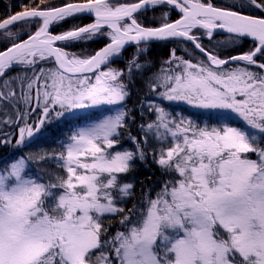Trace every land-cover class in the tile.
<instances>
[{"label": "snow or ice", "instance_id": "obj_1", "mask_svg": "<svg viewBox=\"0 0 264 264\" xmlns=\"http://www.w3.org/2000/svg\"><path fill=\"white\" fill-rule=\"evenodd\" d=\"M249 2L264 10V0ZM46 4L33 0L0 19V124L15 133L0 137V145L22 149L78 112L122 105L130 92L121 77L144 65L138 56L126 70L112 62L126 45H137L139 54L147 51L142 43L154 40L190 41L205 59L193 62L173 51L151 91L221 122L177 118L150 104L155 118L139 126L140 138L128 129L135 118L122 109L80 127L59 151L0 159V264H264V16L211 0ZM155 8L163 9L160 26H144L136 14ZM170 11L181 18L170 21ZM84 16L93 22L50 30ZM194 29L209 40L216 30L231 42L250 38L253 47L221 58L202 46ZM100 36L109 42L91 55L66 50ZM233 118L240 123L224 122ZM122 135L134 150L117 149ZM149 158L164 178L125 213L134 184L122 177L133 161ZM34 161L42 171L33 172ZM114 217L119 227L110 234Z\"/></svg>", "mask_w": 264, "mask_h": 264}, {"label": "trees", "instance_id": "obj_2", "mask_svg": "<svg viewBox=\"0 0 264 264\" xmlns=\"http://www.w3.org/2000/svg\"><path fill=\"white\" fill-rule=\"evenodd\" d=\"M226 1L230 4L228 5L226 2L224 4L223 0H211L216 7L237 10L241 11L243 14L254 15L257 17L264 16V10L256 8L254 5L250 4L249 0ZM69 2H74V0H47V4L42 7L52 5L61 6ZM131 2H135V0H131ZM26 5L32 6L33 0H0V19L22 11ZM162 11L163 9L161 8H155L149 10V12L145 11L143 14H138V17L144 26L158 27L161 23ZM168 19L174 22L179 19V14L175 11H170ZM91 22V18L86 16L83 18L73 17L61 22L58 25H53L51 31L54 34L61 33L73 28L74 26H84ZM195 34L200 37V43L202 46L209 51L218 54L221 58H228L247 53L253 47L252 40H243V38H241L236 42H231L229 35H215L211 40H207L203 37L201 31H195ZM24 38H26V36ZM108 42L109 39L107 36H100L92 41L70 44L67 46L66 50L69 53L86 56L99 51ZM3 47L4 46L0 44V50H3ZM141 47H146L147 51L138 54L137 46L128 47L123 50L120 57L114 59L111 65L113 68L126 70L129 62L137 56L138 62L144 65L143 69L140 71H133L131 77H128L127 73H125L124 77H121L122 80L128 84V91L130 92L123 109L128 111L129 115L135 118L134 121H128V129L131 134L137 138H140L142 135L139 126L150 122V118H152L151 115L148 117L145 116V114H143L144 108L141 107V105L145 106L146 101L150 100V98L155 95L151 91L149 83H156L155 76L161 72V69H167L169 67L166 62L173 60V51H175L176 57H182L183 59L192 60L193 62L205 59L204 55L199 53L190 42L182 39H171L161 43L158 42L149 45H141ZM242 63L243 62H234L231 67H235L236 65ZM16 74L17 70H13L12 75ZM157 91H161V89H158ZM165 107L173 114L174 117L177 118L184 116L190 119H196L197 122H211L214 125L221 122L216 116L209 118L208 114L196 112L184 106ZM103 115V113L94 112L88 117H82L86 119L81 118L82 120L75 122V126L86 125L91 123L93 120H100L103 118ZM4 118L5 117H0V119ZM224 122L232 123L234 125L240 123L234 118L230 121ZM1 129L2 124H0V132L2 131ZM119 145L121 147H126V149L134 150L132 141L127 135L121 136ZM163 178L164 177H162L161 171L151 158L147 159L145 162L135 160L134 168L122 177L124 182H131L134 184L133 195L123 204L125 213H127L128 209H131L133 205L140 200L144 192L148 189L158 187ZM118 227L119 217L112 218L109 233H115Z\"/></svg>", "mask_w": 264, "mask_h": 264}, {"label": "rangeland", "instance_id": "obj_3", "mask_svg": "<svg viewBox=\"0 0 264 264\" xmlns=\"http://www.w3.org/2000/svg\"><path fill=\"white\" fill-rule=\"evenodd\" d=\"M118 2L119 3H127V2H131V0H126V1L125 0H118ZM225 2H226V4L228 3L226 0H223L224 4H225ZM229 4L230 3H228V5ZM231 6H232V4H231ZM149 10H152V9H149ZM149 10H147V11L149 12ZM175 12L178 13L177 11H175ZM138 14L140 15V13H138ZM138 14H137V16H138ZM180 18H181V16L179 14V19ZM91 20L93 22L92 18H91ZM1 31H3V30H1ZM193 31L195 32V31H198V30L194 29ZM199 31H201V30H199ZM201 34L203 35L204 38L209 40L204 35V30L201 31ZM135 46H137V45H135ZM130 47H132V46H130ZM126 48H128V47H126ZM225 67H228V66H225ZM125 102H126V100L123 102L122 105L100 106V107H96V108L85 110L83 112H78L75 117H70L67 121L61 120V121H59L57 123H54V124L50 125L48 130L45 131L42 136H38L34 141H32L30 144H27L22 149H17L15 147L11 146V145H9V146L0 145V159H7V158L11 157L13 154H16L18 152H22L24 155H30V154H35L38 151H42V152L59 151L60 144L62 142H65L67 140L68 136L73 134L80 127H86V126H88V125H90L92 123L99 122V120H93L89 124L80 125V126H75L76 125L75 122H78L79 120H82V119H86V118H82V117H88V116L92 115L94 112L103 113L104 114L102 116L103 118L108 116V115H115L118 111H120V110H122L124 108V105L126 104ZM150 104H160L163 107H165V106H168V107L182 106L183 107L184 106V107H187L190 110H193V111H196V112H200V113H205L202 110H198V109L192 108L191 106H189V105H187V104H185L183 102L172 103V102H168L166 100H161L160 97L155 94L153 97L150 98V100L146 101L145 106L143 107L144 108L143 114H145V116H147V117L149 115L152 116V118H150V122L153 121L154 118H155L154 114L151 111L148 110V106ZM205 114H207V113H205ZM1 130L2 131L0 132V137H3L4 135H9V138H12V137L15 136V133L13 131V126H5V125L2 124V129ZM133 146H134V144H133ZM153 146H154V142L152 140H149V144L146 145V147H148L151 150ZM117 149H126V147H121L118 144L117 145ZM45 163H47V162H45ZM133 165H134V161H133ZM32 167H33V172L34 173L35 172H40L44 168V166L41 165L37 161L33 162V166ZM46 170L51 171L52 170L51 169V165H48Z\"/></svg>", "mask_w": 264, "mask_h": 264}, {"label": "water", "instance_id": "obj_4", "mask_svg": "<svg viewBox=\"0 0 264 264\" xmlns=\"http://www.w3.org/2000/svg\"><path fill=\"white\" fill-rule=\"evenodd\" d=\"M178 12V11H177ZM138 14V13H137ZM136 14V15H137ZM86 17H90V16H86ZM90 18H92V17H90ZM93 19V18H92ZM201 31L203 30V29H200ZM1 31V30H0ZM216 32H218L219 34H216ZM216 32H214V34H213V36H215V35H229L230 36V34H228L227 32H225V31H223V30H216ZM175 39H180V38H175ZM244 39H246V40H251L250 38H243V40ZM169 40H171V39H169ZM165 41H168V40H165ZM165 41H150V42H148L147 44H143L142 43V45H149V44H153V43H158V42H165ZM188 42H190V41H188ZM191 44H192V42H190ZM193 45V44H192ZM130 46H135V44H129V45H126L125 46V48L126 47H130ZM194 46V45H193ZM196 49V48H195ZM198 52H199V50L198 49H196ZM200 53V52H199ZM202 54V53H201ZM202 55H204V54H202ZM232 63H234V62H232Z\"/></svg>", "mask_w": 264, "mask_h": 264}]
</instances>
